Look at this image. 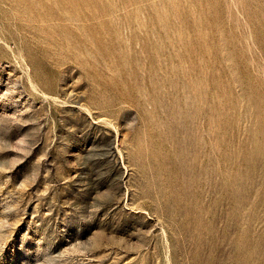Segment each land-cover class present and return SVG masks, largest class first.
Returning a JSON list of instances; mask_svg holds the SVG:
<instances>
[{
  "label": "rangeland",
  "instance_id": "1",
  "mask_svg": "<svg viewBox=\"0 0 264 264\" xmlns=\"http://www.w3.org/2000/svg\"><path fill=\"white\" fill-rule=\"evenodd\" d=\"M0 264H264V0H0Z\"/></svg>",
  "mask_w": 264,
  "mask_h": 264
}]
</instances>
